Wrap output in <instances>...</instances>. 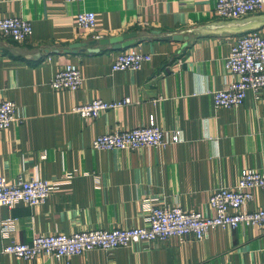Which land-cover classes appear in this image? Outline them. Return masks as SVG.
Listing matches in <instances>:
<instances>
[{
    "label": "crops",
    "instance_id": "1",
    "mask_svg": "<svg viewBox=\"0 0 264 264\" xmlns=\"http://www.w3.org/2000/svg\"><path fill=\"white\" fill-rule=\"evenodd\" d=\"M217 0H0V18L29 21L24 43L0 35V99L17 105V121L0 130V176L50 181L46 203L0 207V264H264V229L217 228L204 240L171 238L149 246L32 261L1 253L12 242L35 235L133 228L144 224L146 201L159 199L186 211L212 216L210 198L235 188L243 170L264 173V90L249 91L236 108H216L208 91L225 89V63L237 36L257 30L209 32L217 24L264 16V9L241 19L216 16ZM90 11L96 28L83 30L77 16ZM137 33L136 45H87ZM137 48L152 60L138 71L114 72L119 54ZM80 68L77 91L54 90L52 78L66 65ZM131 103L83 119L76 106L94 100ZM155 123L180 142L164 149L99 151L100 135ZM248 210L264 208V191L253 189ZM14 220L10 237L1 221Z\"/></svg>",
    "mask_w": 264,
    "mask_h": 264
},
{
    "label": "built area",
    "instance_id": "2",
    "mask_svg": "<svg viewBox=\"0 0 264 264\" xmlns=\"http://www.w3.org/2000/svg\"><path fill=\"white\" fill-rule=\"evenodd\" d=\"M83 2L85 0H65ZM264 9V0H217L215 14L221 19H241L259 13ZM96 15L82 12L77 16V26L83 30L96 28ZM33 34L29 21L20 17L0 18V35L17 43L26 42ZM152 60L150 54L137 48L118 55L113 65L114 72L138 71ZM226 69L231 76L229 85L219 91H208L214 98L216 108H236L241 106L249 91L259 97L264 90V36L252 32L234 39L230 54L226 59ZM83 83L80 68L75 64L64 66L51 80L54 90L77 91ZM130 99L119 101L94 100L88 104L76 106L73 112L83 119H95L101 113L127 106ZM17 121L15 102L0 99V130L9 129ZM181 136L175 133L172 139L151 120L145 127L129 131L117 130L98 136L92 144L94 150L138 151L143 148L164 149L172 142H180ZM55 185L47 180L33 178L25 180L19 177L9 183L0 176V207H13L24 203L35 207L47 202ZM253 189L264 191V173L243 170L235 188L216 189L210 198L212 216H204L196 211H186L179 206L169 205L159 199L146 201L144 224L139 227H116L111 230H85L72 233L35 235L30 243L12 242L2 248L1 253L16 259L32 261L40 256L52 259L69 258L82 255L95 249L113 251L142 244L149 246L156 242H165L171 238L185 241L192 237L197 240L207 238L210 231L239 226L264 229V208L248 210L253 200ZM14 220L1 221V231L5 238L10 237Z\"/></svg>",
    "mask_w": 264,
    "mask_h": 264
},
{
    "label": "water",
    "instance_id": "3",
    "mask_svg": "<svg viewBox=\"0 0 264 264\" xmlns=\"http://www.w3.org/2000/svg\"><path fill=\"white\" fill-rule=\"evenodd\" d=\"M264 26V16L260 17H251L243 20H235L230 22H224L221 24H217L210 29H206L209 32H230V33H242L257 30ZM137 33L132 32L129 34H124L120 36L103 38L98 41H91L90 43L77 44L74 48L86 47L87 45H96L99 44L101 46L114 45L117 49H128L134 45H136L137 41Z\"/></svg>",
    "mask_w": 264,
    "mask_h": 264
}]
</instances>
